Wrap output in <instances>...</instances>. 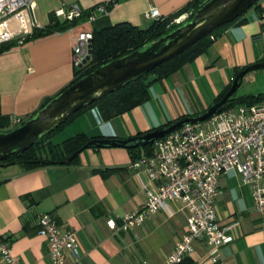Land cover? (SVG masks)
Returning <instances> with one entry per match:
<instances>
[{
  "label": "crops",
  "instance_id": "obj_1",
  "mask_svg": "<svg viewBox=\"0 0 264 264\" xmlns=\"http://www.w3.org/2000/svg\"><path fill=\"white\" fill-rule=\"evenodd\" d=\"M110 1H38L40 28L48 27L52 15L73 4L83 11L95 10L94 20L90 17L70 31L30 41L0 55L4 116L29 120L47 99L70 86L76 69L73 48L80 32L93 33L124 22L148 28L153 21L146 14L153 8L167 18L191 0H121L108 13L96 10ZM259 5L246 13L244 23L226 30L207 53L152 85L147 103L109 122L92 109L66 129L64 138L85 133L126 140L206 111L231 83L235 69L263 63L264 0ZM13 24L17 29V23ZM132 162L127 149L106 148L86 149L74 166L0 167V244L9 242L12 255L21 264H51L48 242L39 235V218L48 214L60 227L76 233L83 253L79 264H165L185 234L188 215L180 203L172 202L144 225L122 230V217L139 211L146 202L141 181L130 168ZM221 185L218 216L223 224L239 222L240 227L234 230L235 241L220 249L219 264H264V215L255 211L251 189L241 183L235 171L223 176ZM110 219L116 221V229L108 226ZM211 253V247L197 242L186 264H201ZM0 264H4L1 259Z\"/></svg>",
  "mask_w": 264,
  "mask_h": 264
},
{
  "label": "built area",
  "instance_id": "obj_2",
  "mask_svg": "<svg viewBox=\"0 0 264 264\" xmlns=\"http://www.w3.org/2000/svg\"><path fill=\"white\" fill-rule=\"evenodd\" d=\"M39 0H0V45L24 39L33 29ZM110 2L97 7L108 13ZM79 4L57 12V17L72 21L83 14ZM150 21L163 19L153 8L146 14ZM188 15L174 20L181 25ZM94 20V15L91 16ZM264 23V13L261 16ZM17 23L18 28H13ZM30 30H32L30 32ZM93 33L80 32L73 48L75 67L83 68L90 57ZM25 119L11 118L9 130L25 124ZM135 171L146 193L143 207L122 217L121 229L128 231L144 225L155 213L169 203L182 205L188 215L185 234L165 264H183L194 253L197 242L212 248V253L201 264H219L220 249L235 241L234 230L239 222L223 224L218 216L217 202L222 196L221 178L235 171L241 183L251 189L255 211L264 215V96L253 105L229 106L204 122L190 123L156 141L148 155L133 161ZM108 226L116 229V221ZM39 235L46 238L50 248L51 264H79L83 253L76 233L60 227L51 215L39 218ZM0 259L4 264H21L12 255L9 242L0 244Z\"/></svg>",
  "mask_w": 264,
  "mask_h": 264
},
{
  "label": "trees",
  "instance_id": "obj_3",
  "mask_svg": "<svg viewBox=\"0 0 264 264\" xmlns=\"http://www.w3.org/2000/svg\"><path fill=\"white\" fill-rule=\"evenodd\" d=\"M120 1L121 0L110 1V4L108 5V10H111ZM209 1L210 0H191L186 7L180 9L174 15L167 18H163L160 21H153L148 28H141L134 26L131 23L124 22L101 30L94 31L93 42H92L93 54L91 56V59L87 62V64L83 68L78 69L75 67L76 68L75 78L73 82L70 84V86L75 84L82 78L88 76L89 74L93 73L96 69L100 68L101 66L106 65L112 61L118 60L120 58H123L125 56H128L131 53L143 48L147 44L169 34L170 32L177 29L183 24V23L181 25L174 24L175 19L184 15H188L187 20L193 18L195 13L198 10H200ZM260 2L261 0L258 3H256L255 7H259ZM94 11L93 10L84 11L80 18L74 19L72 21L65 19L61 20L56 15H52L49 26L45 28L43 27V28L33 29L32 33L25 37L23 44L29 43L30 41L37 40L42 37L49 36L51 34L70 31L73 28H75L77 25H79L81 22H85L86 20H88ZM246 13L242 15L240 18L233 21L232 23L216 29L210 35H208L207 37L199 41L197 44L192 46L185 53L157 67L151 73L147 74L143 78L129 84L128 86L116 91L115 93L109 94L99 99L93 104L80 110L75 115L71 116L68 120H66L62 125L58 126L50 134L41 138L29 150L19 155H15L6 159L3 162L4 166L1 167L19 164L25 170H34L46 166L77 165L80 161L81 154L86 150L85 146L90 141L96 139H107V138L90 137L85 133H81L61 143H54L52 139L53 138L52 136L54 134L60 132L66 126L73 123L78 117L84 115L85 113H87L92 109H97L101 118L104 121L109 122L147 103L151 98V87H152V86H146L144 84V81L147 79L148 75L150 74L156 75L159 78L158 82H162L170 78L174 74L178 73L186 65L194 62L197 58L207 53L212 48L214 42L217 39H219L226 32V30H228L232 26L244 23L245 20L243 18L246 15ZM19 43H20L19 40H14L9 43H4L0 45V55L20 46ZM246 69L247 68H244L242 70L235 69L234 77L231 83L216 98L215 102L221 101L225 97V95L230 91L236 77ZM242 80H241V84H242ZM70 86H68L67 88H69ZM67 88H65L62 92H64ZM62 92H60L58 95H60ZM235 96L236 93L232 96L230 100H228L224 109H226L229 106L253 105L259 103L263 99L264 94L248 95L240 98H235ZM54 98L47 99L42 104L40 110L43 109L48 103H50ZM197 115L181 117L177 120L170 121L158 128H154L147 133H140L137 136L145 135L154 132L160 128L170 126L174 124L176 121H180L185 117H193ZM10 123H11V119L2 114L1 106H0V133H6L12 131L9 130ZM154 143L144 148L129 149L128 151L131 153L133 161H136L142 155H148L151 152ZM76 154L77 156L74 158V160H72L68 164L64 163ZM187 262L188 261L184 262L183 264H186Z\"/></svg>",
  "mask_w": 264,
  "mask_h": 264
},
{
  "label": "water",
  "instance_id": "obj_4",
  "mask_svg": "<svg viewBox=\"0 0 264 264\" xmlns=\"http://www.w3.org/2000/svg\"><path fill=\"white\" fill-rule=\"evenodd\" d=\"M260 0H210L194 17L185 21L169 34L147 44L128 56L112 61L96 69L93 73L71 85L38 111L24 125L17 129L0 133V167L3 162L15 155L24 153L41 138L47 136L71 116L99 99L123 89L143 78L157 67L185 53L192 46L210 35L216 29L230 24L255 7ZM93 44L90 46V57ZM264 68V62L248 67L236 77L230 91L218 102H214L205 112L193 117H185L174 124L154 132L134 136L126 140L96 139L85 149L144 148L190 123L205 120L223 111L228 100L237 92L241 80L249 72ZM159 78L150 74L144 81L146 86L157 83ZM74 155L65 164L70 163ZM16 163V162H15Z\"/></svg>",
  "mask_w": 264,
  "mask_h": 264
},
{
  "label": "rangeland",
  "instance_id": "obj_5",
  "mask_svg": "<svg viewBox=\"0 0 264 264\" xmlns=\"http://www.w3.org/2000/svg\"><path fill=\"white\" fill-rule=\"evenodd\" d=\"M260 93H264V69L258 70V71H255V72L252 71V72H249L248 74H246V76L242 80L241 86L239 87V89L236 92L235 98H240V97L248 96V95H258ZM71 124H69L63 130H61L60 132H58V133H56V134H54L52 136L53 137L52 139H53L54 143H61V142L65 141V140L69 139L68 137L64 138L63 135L66 134V131H67L66 129ZM60 138H64V139L60 140Z\"/></svg>",
  "mask_w": 264,
  "mask_h": 264
}]
</instances>
